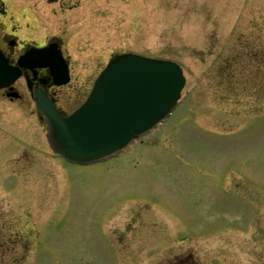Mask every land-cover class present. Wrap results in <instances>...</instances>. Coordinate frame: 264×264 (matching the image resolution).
Returning <instances> with one entry per match:
<instances>
[{
  "label": "rangeland",
  "instance_id": "374dc122",
  "mask_svg": "<svg viewBox=\"0 0 264 264\" xmlns=\"http://www.w3.org/2000/svg\"><path fill=\"white\" fill-rule=\"evenodd\" d=\"M5 1L20 39L69 56L60 96L125 52L186 81L156 130L87 165L52 153L26 87L0 95V264H264V0Z\"/></svg>",
  "mask_w": 264,
  "mask_h": 264
},
{
  "label": "water",
  "instance_id": "95a60500",
  "mask_svg": "<svg viewBox=\"0 0 264 264\" xmlns=\"http://www.w3.org/2000/svg\"><path fill=\"white\" fill-rule=\"evenodd\" d=\"M53 50L29 53L42 60ZM13 76L0 55V87ZM184 82L177 63L128 53L108 63L86 101L69 116L62 117L41 91L36 92L37 104L47 119V139L53 151L70 161L89 163L112 154L165 119Z\"/></svg>",
  "mask_w": 264,
  "mask_h": 264
},
{
  "label": "flooded vegetation",
  "instance_id": "af4514ba",
  "mask_svg": "<svg viewBox=\"0 0 264 264\" xmlns=\"http://www.w3.org/2000/svg\"><path fill=\"white\" fill-rule=\"evenodd\" d=\"M8 18L11 19L13 22L12 24H9L7 26L6 22H8ZM10 23V22H9ZM15 19L13 16H8V10L6 9V5L3 0H0V50L5 54V56L8 58L9 62L12 64H17L18 58L24 53L26 48L31 45L35 46H42L43 43H27L26 41H23L19 39L16 31L17 26L15 25ZM9 27V28H7ZM53 41V40H51ZM63 56L65 58V62L68 65L70 76L73 75V69L71 66V62L69 59V56H67L63 52ZM22 75L18 78L17 83L15 84V88L17 84H20L23 88H27V84L30 83L33 86L37 85H44V88L49 93L50 97L53 99L54 103L57 105L60 103L61 105H66V107H69L71 105H74L78 99H74L73 95L79 96V91L83 94L84 89L79 90V87H77L74 83L70 85V87L67 89V94L60 96L58 94V91L63 86H56L53 83V77L50 75L49 69L47 67H37L34 70L30 69H21ZM19 81V82H18ZM23 90V89H22ZM26 91V90H25ZM7 89H1L0 95L2 97L7 96ZM18 89V99H20V102L23 105V102L26 100L24 98V93H20ZM30 95V93H29ZM31 97V95H30ZM65 107V108H66ZM61 108V107H60ZM62 109V108H61ZM65 110V109H63ZM4 235L1 234L0 230V252H3V241ZM175 264H185L183 261L179 260Z\"/></svg>",
  "mask_w": 264,
  "mask_h": 264
},
{
  "label": "bare ground",
  "instance_id": "6f19581e",
  "mask_svg": "<svg viewBox=\"0 0 264 264\" xmlns=\"http://www.w3.org/2000/svg\"><path fill=\"white\" fill-rule=\"evenodd\" d=\"M35 4H36V6H37L38 8L42 6V4L39 3V0H35ZM16 7H17V6H16Z\"/></svg>",
  "mask_w": 264,
  "mask_h": 264
}]
</instances>
